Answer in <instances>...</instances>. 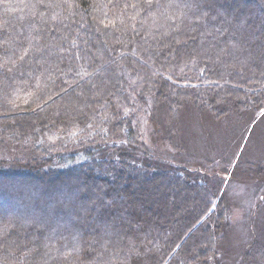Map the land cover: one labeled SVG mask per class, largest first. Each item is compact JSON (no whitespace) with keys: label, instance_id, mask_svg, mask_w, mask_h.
<instances>
[{"label":"trees","instance_id":"1","mask_svg":"<svg viewBox=\"0 0 264 264\" xmlns=\"http://www.w3.org/2000/svg\"><path fill=\"white\" fill-rule=\"evenodd\" d=\"M154 97L176 113L220 117V105L243 99L248 118L264 112L261 2L0 0V135L74 165L47 181L0 171V264L217 260L227 202L190 177L200 159L165 171L135 150L113 164L93 158L111 144L84 146L92 128L126 130L138 148L136 116L154 119ZM72 130L84 142L51 156L50 140Z\"/></svg>","mask_w":264,"mask_h":264},{"label":"rangeland","instance_id":"2","mask_svg":"<svg viewBox=\"0 0 264 264\" xmlns=\"http://www.w3.org/2000/svg\"><path fill=\"white\" fill-rule=\"evenodd\" d=\"M259 1L264 6V0ZM243 100L236 101L237 105L231 101L227 110L220 105V111L217 110L220 117L215 114L216 117L197 111L191 105L176 113L165 105H158L154 97L149 100V109L155 111L154 119H145L142 113L136 116V142L145 147L148 155L141 153L140 146L136 148L129 141L124 142L126 130H120L118 137L110 133L98 137L97 130L93 133L90 128L87 134H90L92 144L84 142L85 139L79 140L87 134L72 130L67 136L50 140L54 145L51 156L66 144L70 145L67 149L72 150L82 141L84 146L111 144L104 154L100 148L95 150L93 158L104 155L113 164L122 153L130 158L129 153L134 150L138 151L137 157L165 171L170 167L186 170L188 163L200 159L201 166L187 165L194 171L190 177L203 187L207 185L209 190L215 189L218 199L227 202L225 237L217 260L212 264H264V112L248 118L246 112H240L244 109ZM34 144L18 143L0 135V171L7 174L5 177L14 175L28 179L37 174L39 179L47 181L52 175L59 178L62 175V178L65 171L74 169V165L67 166L50 159L47 153L38 150L39 143ZM83 151L79 149V154ZM188 183L194 184L193 181Z\"/></svg>","mask_w":264,"mask_h":264},{"label":"snow or ice","instance_id":"3","mask_svg":"<svg viewBox=\"0 0 264 264\" xmlns=\"http://www.w3.org/2000/svg\"><path fill=\"white\" fill-rule=\"evenodd\" d=\"M149 4H151V0H149ZM28 54L27 50H25V52L23 53V55H21L20 59L23 60L24 56H26Z\"/></svg>","mask_w":264,"mask_h":264}]
</instances>
